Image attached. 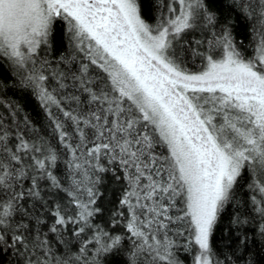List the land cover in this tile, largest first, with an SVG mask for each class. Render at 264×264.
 I'll use <instances>...</instances> for the list:
<instances>
[{
	"label": "snow or ice",
	"instance_id": "1",
	"mask_svg": "<svg viewBox=\"0 0 264 264\" xmlns=\"http://www.w3.org/2000/svg\"><path fill=\"white\" fill-rule=\"evenodd\" d=\"M151 3L149 22L142 0H0V264H240L264 245V0Z\"/></svg>",
	"mask_w": 264,
	"mask_h": 264
},
{
	"label": "trees",
	"instance_id": "2",
	"mask_svg": "<svg viewBox=\"0 0 264 264\" xmlns=\"http://www.w3.org/2000/svg\"><path fill=\"white\" fill-rule=\"evenodd\" d=\"M143 3V12L145 15V18L152 22L153 20V11H152V3L151 0H142ZM224 14H227V10H224ZM245 25L243 22H240L239 27L237 28V35L238 37L240 35H245V42H247V37L244 32ZM55 40H59V33H57L54 37ZM0 75H2L3 79L5 80H11L10 74L8 69L0 68ZM4 98L13 100L16 103H18L22 109L24 110L22 115L24 113H27L32 117V119L36 122L38 126H40L43 123V114L40 111L35 99L31 97L28 93L20 92L18 90H13L11 87H9L6 90V93H4ZM240 198L246 199V190L240 191L238 193ZM233 214V208L232 206H229L226 208L225 213L222 215L221 221L219 225L217 226L215 236L213 238V246L217 249V251L225 250V244L228 242V240L231 238L232 246L235 247L236 245V236L231 235L227 232V225L230 217ZM249 236L252 237V233L249 230ZM247 252L250 255H246L245 259L240 262V264H245L247 259H252L254 261V264H264V245H262L258 239H251L248 243ZM114 261H118V258H114Z\"/></svg>",
	"mask_w": 264,
	"mask_h": 264
}]
</instances>
